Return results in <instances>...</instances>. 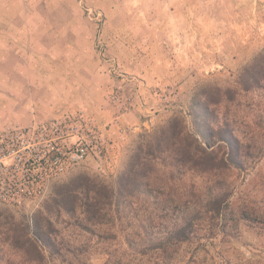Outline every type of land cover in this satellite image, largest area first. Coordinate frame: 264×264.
<instances>
[{"label": "rangeland", "instance_id": "rangeland-1", "mask_svg": "<svg viewBox=\"0 0 264 264\" xmlns=\"http://www.w3.org/2000/svg\"><path fill=\"white\" fill-rule=\"evenodd\" d=\"M263 49L264 0H0V127L80 113L87 124L80 133L94 146L43 200L0 203V233L10 218L41 211L55 188L75 176L114 185L139 138L173 117L189 128L193 93L203 86L235 88L240 69ZM237 101L240 137L256 148L244 169L220 175L235 208L249 211L253 222L236 215L225 242L214 229L211 237L202 232L190 243L173 244L171 264H264V225L258 223L264 211V99L240 93ZM211 179L186 173L181 181L203 189ZM71 222L62 215L56 224L63 247L81 251L66 255L65 264L157 262L129 250L128 230L118 222L98 228L108 235L99 240ZM4 259L17 262L9 252Z\"/></svg>", "mask_w": 264, "mask_h": 264}, {"label": "trees", "instance_id": "trees-1", "mask_svg": "<svg viewBox=\"0 0 264 264\" xmlns=\"http://www.w3.org/2000/svg\"><path fill=\"white\" fill-rule=\"evenodd\" d=\"M235 86L199 88L188 106L190 129L183 119L173 117L139 138L114 185L78 175L57 186L41 211L19 221L10 218L0 233V264L6 252L17 260L14 264H65L66 255L78 256L80 250L59 241L56 224L62 215L98 240L108 238L97 231L107 221L124 225L129 250L139 257H156L154 264H171L176 254L171 246L190 243L202 232L208 238L215 229L225 242L232 236L227 229L236 215L252 223L249 211L235 208L232 190L220 174L244 169L250 149L256 148L240 137L244 122L237 118V96L264 99V49L240 69ZM261 113L264 130V109ZM186 173L212 179L203 189L186 186L181 181ZM262 203L264 209V198ZM140 209L145 211L142 217L137 215ZM258 223L264 225V211Z\"/></svg>", "mask_w": 264, "mask_h": 264}, {"label": "built area", "instance_id": "built-area-1", "mask_svg": "<svg viewBox=\"0 0 264 264\" xmlns=\"http://www.w3.org/2000/svg\"><path fill=\"white\" fill-rule=\"evenodd\" d=\"M82 126L79 113L0 127V203L41 201L50 185L83 163L94 146Z\"/></svg>", "mask_w": 264, "mask_h": 264}]
</instances>
